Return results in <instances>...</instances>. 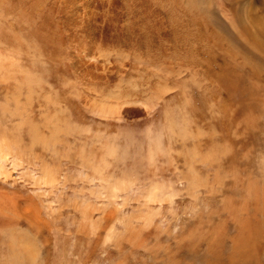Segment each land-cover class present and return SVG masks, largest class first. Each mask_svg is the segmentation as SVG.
Here are the masks:
<instances>
[{"label":"rangeland","instance_id":"rangeland-1","mask_svg":"<svg viewBox=\"0 0 264 264\" xmlns=\"http://www.w3.org/2000/svg\"><path fill=\"white\" fill-rule=\"evenodd\" d=\"M263 187L264 0H0V264H228Z\"/></svg>","mask_w":264,"mask_h":264},{"label":"bare ground","instance_id":"bare-ground-1","mask_svg":"<svg viewBox=\"0 0 264 264\" xmlns=\"http://www.w3.org/2000/svg\"><path fill=\"white\" fill-rule=\"evenodd\" d=\"M257 193L258 194H257V196L255 195V197L257 198V204H258L257 210H259L261 213L260 218L255 223H251L250 226L246 225L247 224L246 220H243V226H241V228L243 227V229L238 234L240 237L237 236V238H236V240L232 246L233 247L232 252L230 255L227 256V259H229L228 264H250L251 262H256L255 264H259L258 263L259 261L262 264V260L258 257H261L262 254H264V253H262L260 255V252L255 251V253H258L257 254L258 257H256L255 253L254 252H253L254 254L252 252L250 253V251L248 249H246V252L243 251L242 249H239L242 246H245V247L248 246L249 244H247V243H249L250 241L255 244V242L258 241L257 237H259L260 231H261L260 228L262 227L259 225L264 224V187L262 188L261 194L259 192H257ZM256 207H257V205H256ZM217 239H218V235H217ZM219 240H218V242H219ZM220 242H221V240H220ZM256 244H257V242H256ZM219 245H221V248H222V244H219ZM20 249L22 250L23 248H20ZM260 251H262V250H260ZM263 252H264V250H263ZM248 259H251V261L248 262Z\"/></svg>","mask_w":264,"mask_h":264}]
</instances>
